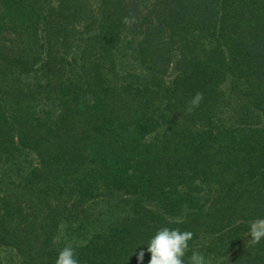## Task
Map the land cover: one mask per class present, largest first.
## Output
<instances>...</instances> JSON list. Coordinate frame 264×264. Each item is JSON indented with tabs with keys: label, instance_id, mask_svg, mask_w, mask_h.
Segmentation results:
<instances>
[{
	"label": "trees",
	"instance_id": "obj_1",
	"mask_svg": "<svg viewBox=\"0 0 264 264\" xmlns=\"http://www.w3.org/2000/svg\"><path fill=\"white\" fill-rule=\"evenodd\" d=\"M259 218L264 0H0V264H148L162 227L264 264Z\"/></svg>",
	"mask_w": 264,
	"mask_h": 264
},
{
	"label": "clouds",
	"instance_id": "obj_2",
	"mask_svg": "<svg viewBox=\"0 0 264 264\" xmlns=\"http://www.w3.org/2000/svg\"><path fill=\"white\" fill-rule=\"evenodd\" d=\"M202 99V94L197 93L191 103L194 107L198 106ZM193 235L191 231H182L179 228H160L146 242V251L151 254L148 264H185V256ZM249 236L253 243L264 240V218L249 224ZM141 246L135 250L136 254L137 249H140L137 255L138 264H143L145 256V250ZM55 264H80L76 249L71 244L65 245L59 251ZM188 264H210V261L203 253L194 251L188 257Z\"/></svg>",
	"mask_w": 264,
	"mask_h": 264
}]
</instances>
